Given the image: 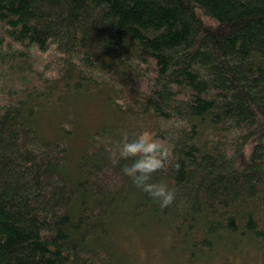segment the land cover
I'll list each match as a JSON object with an SVG mask.
<instances>
[{"label":"trees","instance_id":"16d2710c","mask_svg":"<svg viewBox=\"0 0 264 264\" xmlns=\"http://www.w3.org/2000/svg\"><path fill=\"white\" fill-rule=\"evenodd\" d=\"M6 39L55 56L41 84L0 104V264H123L107 239L124 207L136 224L167 219L178 264L235 247L264 264V0H0ZM89 92L128 124L163 123L150 181L174 190L170 204L125 170L138 127L97 129L66 172L73 121L54 140L38 119Z\"/></svg>","mask_w":264,"mask_h":264},{"label":"rangeland","instance_id":"374dc122","mask_svg":"<svg viewBox=\"0 0 264 264\" xmlns=\"http://www.w3.org/2000/svg\"><path fill=\"white\" fill-rule=\"evenodd\" d=\"M55 53L50 48L45 52H38L34 47L23 50L18 44H12L8 39L0 43V104L12 102L21 97L22 91H30L33 85L41 84L39 72L42 66L50 61ZM39 81V82H38ZM89 92L71 100L66 97L63 102H51L38 119V127L42 137L54 140L61 139L57 130V124L66 119L73 121L72 135L63 138L68 149V161L65 166L66 172L74 175L82 152L85 150L90 135L101 128H115L113 133L122 135L125 127L136 129L139 135L147 134L154 141L160 140L155 137L160 123L151 118L139 121L137 124L131 121L119 120L105 104L104 92L93 94ZM118 119V120H117ZM145 120V121H143ZM135 124V125H134ZM166 123H164V126ZM163 127V126H162ZM254 140H250L236 158V162L247 164L251 160ZM119 206V205H118ZM129 210L124 207L114 211L110 219V234L108 241L110 246L117 252L118 259L123 264H175L178 261L177 249L170 244L171 225L163 220L165 217L158 216L155 221H142L137 224L128 216ZM133 222V223H132ZM215 249L207 264H243V250L238 251ZM254 260L249 263L253 264ZM178 264V262H177ZM200 264V263H197ZM202 264V263H201Z\"/></svg>","mask_w":264,"mask_h":264},{"label":"clouds","instance_id":"9594fccd","mask_svg":"<svg viewBox=\"0 0 264 264\" xmlns=\"http://www.w3.org/2000/svg\"><path fill=\"white\" fill-rule=\"evenodd\" d=\"M159 145L148 137L147 134L133 136L125 139L121 151L141 153V158L131 165H126L125 170L133 177L134 183L157 199L161 206L170 204L174 199V190L164 182L150 181V173L163 166L162 160L157 158Z\"/></svg>","mask_w":264,"mask_h":264},{"label":"bare ground","instance_id":"6f19581e","mask_svg":"<svg viewBox=\"0 0 264 264\" xmlns=\"http://www.w3.org/2000/svg\"><path fill=\"white\" fill-rule=\"evenodd\" d=\"M42 134V133H41Z\"/></svg>","mask_w":264,"mask_h":264}]
</instances>
